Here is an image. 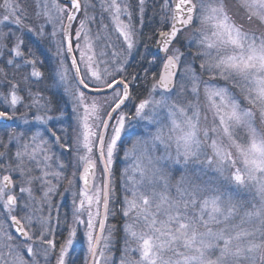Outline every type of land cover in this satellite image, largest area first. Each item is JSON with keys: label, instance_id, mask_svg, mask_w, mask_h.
<instances>
[{"label": "snow or ice", "instance_id": "6c2138e0", "mask_svg": "<svg viewBox=\"0 0 264 264\" xmlns=\"http://www.w3.org/2000/svg\"><path fill=\"white\" fill-rule=\"evenodd\" d=\"M0 264H264V0H0Z\"/></svg>", "mask_w": 264, "mask_h": 264}, {"label": "trees", "instance_id": "16d2710c", "mask_svg": "<svg viewBox=\"0 0 264 264\" xmlns=\"http://www.w3.org/2000/svg\"><path fill=\"white\" fill-rule=\"evenodd\" d=\"M124 167V163H123V154L121 153V158L117 160L116 162V178L117 181H119V175H120V169ZM112 223H116V221H111Z\"/></svg>", "mask_w": 264, "mask_h": 264}]
</instances>
